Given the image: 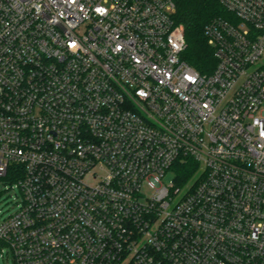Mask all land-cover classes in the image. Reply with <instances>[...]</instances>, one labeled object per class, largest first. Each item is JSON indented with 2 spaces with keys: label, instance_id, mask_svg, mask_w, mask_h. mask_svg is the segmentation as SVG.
<instances>
[{
  "label": "built area",
  "instance_id": "built-area-1",
  "mask_svg": "<svg viewBox=\"0 0 264 264\" xmlns=\"http://www.w3.org/2000/svg\"><path fill=\"white\" fill-rule=\"evenodd\" d=\"M220 2L201 73L176 0H0L14 264H264V0Z\"/></svg>",
  "mask_w": 264,
  "mask_h": 264
},
{
  "label": "trees",
  "instance_id": "trees-1",
  "mask_svg": "<svg viewBox=\"0 0 264 264\" xmlns=\"http://www.w3.org/2000/svg\"><path fill=\"white\" fill-rule=\"evenodd\" d=\"M176 4L175 19L183 25L187 40L184 59L201 73H211L217 61L205 27L215 17H229L230 14L220 0H176ZM198 169L199 165L194 160L178 162L172 169L174 180L178 185H184L195 176Z\"/></svg>",
  "mask_w": 264,
  "mask_h": 264
},
{
  "label": "rangeland",
  "instance_id": "rangeland-1",
  "mask_svg": "<svg viewBox=\"0 0 264 264\" xmlns=\"http://www.w3.org/2000/svg\"><path fill=\"white\" fill-rule=\"evenodd\" d=\"M174 173L169 172L164 182L167 184L174 180ZM145 193H151V190L146 189ZM21 202V193L18 186L8 179L0 180V220L13 213ZM0 264H14L13 258L7 257L6 250L2 251L0 247Z\"/></svg>",
  "mask_w": 264,
  "mask_h": 264
}]
</instances>
